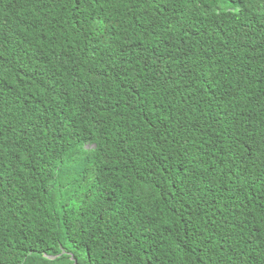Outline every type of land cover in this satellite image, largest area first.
Wrapping results in <instances>:
<instances>
[{
    "label": "trees",
    "instance_id": "obj_1",
    "mask_svg": "<svg viewBox=\"0 0 264 264\" xmlns=\"http://www.w3.org/2000/svg\"><path fill=\"white\" fill-rule=\"evenodd\" d=\"M0 264H264V0H0Z\"/></svg>",
    "mask_w": 264,
    "mask_h": 264
},
{
    "label": "clouds",
    "instance_id": "obj_2",
    "mask_svg": "<svg viewBox=\"0 0 264 264\" xmlns=\"http://www.w3.org/2000/svg\"><path fill=\"white\" fill-rule=\"evenodd\" d=\"M71 259H73V257H71Z\"/></svg>",
    "mask_w": 264,
    "mask_h": 264
}]
</instances>
